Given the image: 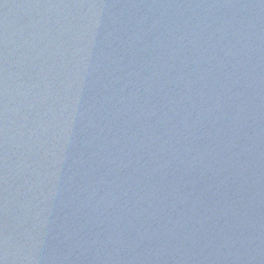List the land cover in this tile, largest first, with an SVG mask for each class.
<instances>
[{
	"label": "water",
	"instance_id": "water-1",
	"mask_svg": "<svg viewBox=\"0 0 264 264\" xmlns=\"http://www.w3.org/2000/svg\"><path fill=\"white\" fill-rule=\"evenodd\" d=\"M0 264H264V0H0Z\"/></svg>",
	"mask_w": 264,
	"mask_h": 264
}]
</instances>
